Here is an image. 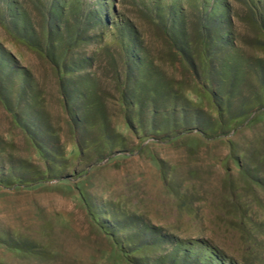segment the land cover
<instances>
[{"label":"rangeland","instance_id":"1","mask_svg":"<svg viewBox=\"0 0 264 264\" xmlns=\"http://www.w3.org/2000/svg\"><path fill=\"white\" fill-rule=\"evenodd\" d=\"M0 264H264V0H0Z\"/></svg>","mask_w":264,"mask_h":264}]
</instances>
